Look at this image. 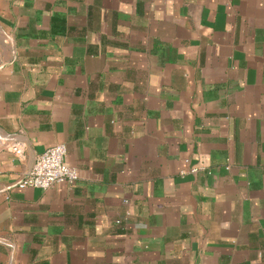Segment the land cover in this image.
<instances>
[{
  "label": "crops",
  "instance_id": "crops-1",
  "mask_svg": "<svg viewBox=\"0 0 264 264\" xmlns=\"http://www.w3.org/2000/svg\"><path fill=\"white\" fill-rule=\"evenodd\" d=\"M0 131V264H264V0H0Z\"/></svg>",
  "mask_w": 264,
  "mask_h": 264
},
{
  "label": "built area",
  "instance_id": "built-area-1",
  "mask_svg": "<svg viewBox=\"0 0 264 264\" xmlns=\"http://www.w3.org/2000/svg\"><path fill=\"white\" fill-rule=\"evenodd\" d=\"M0 147L8 149L18 157H23L27 142L19 138L16 133L0 131ZM66 155V143L57 142L48 146L37 155L30 170L19 182V186L47 189L62 182L72 186L79 178V171L77 167L66 162ZM204 168L203 165H195L190 171L195 173Z\"/></svg>",
  "mask_w": 264,
  "mask_h": 264
}]
</instances>
